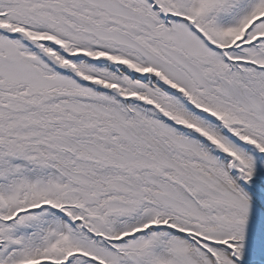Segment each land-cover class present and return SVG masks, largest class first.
Instances as JSON below:
<instances>
[{
    "label": "snow or ice",
    "instance_id": "snow-or-ice-1",
    "mask_svg": "<svg viewBox=\"0 0 264 264\" xmlns=\"http://www.w3.org/2000/svg\"><path fill=\"white\" fill-rule=\"evenodd\" d=\"M0 264H264V0H0Z\"/></svg>",
    "mask_w": 264,
    "mask_h": 264
}]
</instances>
